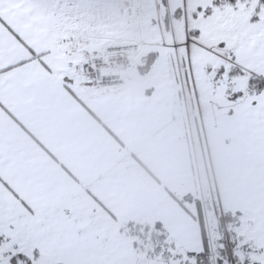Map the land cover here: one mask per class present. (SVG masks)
Here are the masks:
<instances>
[{"label":"snow or ice","instance_id":"obj_1","mask_svg":"<svg viewBox=\"0 0 264 264\" xmlns=\"http://www.w3.org/2000/svg\"><path fill=\"white\" fill-rule=\"evenodd\" d=\"M0 264H264V0H0Z\"/></svg>","mask_w":264,"mask_h":264}]
</instances>
